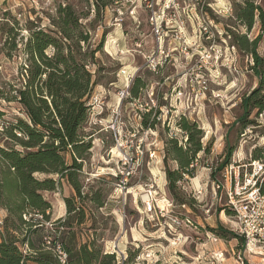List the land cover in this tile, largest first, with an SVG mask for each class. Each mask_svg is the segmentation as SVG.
Here are the masks:
<instances>
[{
  "label": "rangeland",
  "instance_id": "1",
  "mask_svg": "<svg viewBox=\"0 0 264 264\" xmlns=\"http://www.w3.org/2000/svg\"><path fill=\"white\" fill-rule=\"evenodd\" d=\"M247 3L257 8L251 29L237 18ZM59 6H70L80 18L89 37L81 52L98 49L87 65L95 88L81 130L91 148L76 174L80 199L65 179L34 175L57 182L54 190L41 192L50 204L47 220L22 215L36 221L29 237L34 246L42 243L53 257H63L54 226L67 217L68 198L78 209L69 217L72 244L93 242L114 256V264H236L238 253L247 264H264L235 236L226 207L236 176L244 192L252 182L259 189L264 182V0H117L99 13L92 0H0L4 92L18 84L28 29L50 32ZM8 35L16 48L6 43ZM259 36L256 61L240 38L251 43ZM252 96L261 109L245 110L243 100ZM0 112V148L23 151L1 133L25 120L22 107L0 100ZM190 136L201 151L189 162L191 175L179 178L172 142L186 150ZM167 170L177 173L172 187ZM95 196L103 207L95 206ZM176 217L190 225L176 226ZM5 219L10 226L0 207V242ZM26 229L14 236L21 239Z\"/></svg>",
  "mask_w": 264,
  "mask_h": 264
},
{
  "label": "trees",
  "instance_id": "2",
  "mask_svg": "<svg viewBox=\"0 0 264 264\" xmlns=\"http://www.w3.org/2000/svg\"><path fill=\"white\" fill-rule=\"evenodd\" d=\"M116 1L92 0L98 13ZM256 9L247 3L237 14V18L245 22L248 29L253 26ZM259 19L261 35L264 36L261 12ZM49 24L52 28L50 32L40 28L28 29L18 84L7 86V92H4L5 84L0 87V100L19 104L25 115V120L18 119L15 123H9L1 131L23 151L0 148V207L12 219L10 226L9 219L4 220L5 234L1 236L0 264H21L28 260L35 264H60L51 251L43 248L42 243L35 247L31 242L29 237L36 232L31 227L36 221L22 219V215L31 213L48 219L46 212L50 210V204L42 197L41 192L54 190L57 182L52 178L38 180L34 178L35 174H52L58 176L59 180L65 179L77 198H81V186L76 174L81 169L83 153L91 148V142L85 141L81 130L87 120L89 101L95 88L93 75L87 65L93 64L98 49L90 54L81 52V43L85 44L89 37L82 29L79 16L70 6H59ZM259 38L260 36L251 43L240 38L245 48L251 46L250 53L255 56L256 61L255 47ZM15 41L13 35H8L6 43L13 49L17 47ZM236 42L238 46L241 45L239 40ZM5 56L11 57V54ZM249 105L256 109L262 108V103L257 102L254 96L243 100L245 110ZM183 129L190 130L186 123ZM192 141L190 136L188 145L192 147L186 150L172 142L175 155L173 160L177 161L181 170L179 178L182 174L191 175L188 170L189 162L201 151L200 143L196 141L192 144ZM66 157H69L70 163L66 161ZM166 174L172 187L175 181L173 175L177 173L167 170ZM260 190L264 192V182ZM64 201L67 217L64 221L58 219L55 222L54 233L61 252L65 254V264H114V256L102 253L100 247H96L93 242L72 244L74 232L71 230L69 217L77 208L71 199L66 198ZM93 202L97 208L103 207V200L99 196H95ZM23 226L27 227L23 237L20 239L14 236L16 233L20 234ZM23 245H27L29 250L26 255H22L20 250Z\"/></svg>",
  "mask_w": 264,
  "mask_h": 264
},
{
  "label": "built area",
  "instance_id": "3",
  "mask_svg": "<svg viewBox=\"0 0 264 264\" xmlns=\"http://www.w3.org/2000/svg\"><path fill=\"white\" fill-rule=\"evenodd\" d=\"M259 167L263 170L262 166ZM235 180L234 192L228 194L226 202V207L233 215L234 230L232 231L235 236L245 243L247 253L258 252L263 257L262 261L264 262V194H261L259 187H256V181L250 185L252 188L249 192H244L246 189L238 185V176L235 177ZM216 188L218 189L219 185ZM182 208H185L184 205H182ZM183 218L176 217L172 220V223L178 227L190 225L188 218ZM0 226H2V220H0ZM20 250L22 255L29 252L27 245L21 247ZM62 256V258H66L65 254H62ZM221 256V253L218 254L217 259L219 260ZM62 258H59L60 263L65 264L66 261ZM25 262L22 261L21 264H25ZM235 263L247 264L242 260L240 253L236 255Z\"/></svg>",
  "mask_w": 264,
  "mask_h": 264
},
{
  "label": "bare ground",
  "instance_id": "4",
  "mask_svg": "<svg viewBox=\"0 0 264 264\" xmlns=\"http://www.w3.org/2000/svg\"><path fill=\"white\" fill-rule=\"evenodd\" d=\"M144 200V202H147L148 201V196H143L142 198ZM124 237V236H123Z\"/></svg>",
  "mask_w": 264,
  "mask_h": 264
}]
</instances>
